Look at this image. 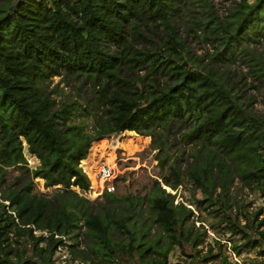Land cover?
Wrapping results in <instances>:
<instances>
[{
    "label": "trees",
    "instance_id": "trees-1",
    "mask_svg": "<svg viewBox=\"0 0 264 264\" xmlns=\"http://www.w3.org/2000/svg\"><path fill=\"white\" fill-rule=\"evenodd\" d=\"M185 3L1 0L0 264H56L65 248L69 264H171L176 247L191 260L173 264H200L207 230L196 225L194 205L208 209L214 230L242 240L234 252L257 249L262 259L250 264H264L262 243L251 239L262 235L261 221L230 190L238 178L264 197V113L230 68L240 58L252 87L264 86V57L249 47L264 40V0H240L225 20L211 8L196 17ZM185 15L211 53L195 54L181 36ZM150 32L161 41L155 50L142 41L152 42ZM57 76L77 91L50 89ZM126 131L152 136L164 152L161 180L145 193L87 198L82 160L96 140ZM172 142L190 149L185 170ZM25 145L39 159L34 169ZM36 178L51 194L37 190ZM180 185L200 189L202 199L175 202L166 187Z\"/></svg>",
    "mask_w": 264,
    "mask_h": 264
},
{
    "label": "rangeland",
    "instance_id": "rangeland-1",
    "mask_svg": "<svg viewBox=\"0 0 264 264\" xmlns=\"http://www.w3.org/2000/svg\"><path fill=\"white\" fill-rule=\"evenodd\" d=\"M252 1L253 0H249V2ZM238 2H240V0H186L185 9L186 11L188 9L190 12L194 10L195 12L192 14L201 18L205 9L211 8L220 19L225 20L229 11L235 8ZM181 13L184 14V11ZM184 18V21L182 18H177V21L181 23L180 33L182 37L186 38L187 43L190 45L194 53L199 56H202L207 52L211 53L213 51L212 44L209 42H203L198 37V34L195 33L194 28L189 29V26H187V15H185ZM161 31H163V29H161ZM147 34L152 42H149L148 40L142 41L146 42L147 46L152 50H155L156 46L158 47L160 45L161 41L158 39L156 33L152 34V32H150L151 35L149 33ZM249 47L253 50L255 49L259 55L264 57V40H260L259 43H251L249 44ZM230 68L231 71H234L236 74L234 77L238 81L236 85L243 88L246 95H252L254 110L264 113V86L258 88L252 87V78L247 74L248 67L240 58H238L235 63H232ZM140 72L141 74L145 73L144 70H141ZM241 77H243V79H241ZM238 78L240 80H238ZM74 84L75 81L74 83H69L67 85L65 81L61 80L60 76H57L51 82L50 89H56V86L58 85L57 93H59V89L61 88H64L66 92L74 91L75 93L77 90L75 89ZM57 93H55L54 96L56 97V100L59 101L61 96ZM173 137L174 134L171 135L167 143H171ZM151 143L152 136L140 135L135 131L114 133L110 136L96 140L92 145L89 156L81 162L82 168L88 174L92 184L90 190L85 193V196L91 200H104V192L100 194L101 183L97 177L99 168L103 163H109L115 168V178L112 181V184L114 185L113 191H116L119 194H125L128 191H140L141 193L147 192L152 183L156 180H161L157 156L164 153L161 152L160 149L152 146ZM172 143L173 144L170 148L173 156L178 152H183L179 164L181 170H185L188 163L191 161V158L189 157L190 149L187 146H181L179 149H176L177 143ZM24 152L28 166L31 169L36 168L39 165V159L29 153L26 145L24 147ZM35 181L39 192L51 194L52 188L44 186V179L36 178ZM166 188L172 194H177L175 202H178L181 199L186 200L187 198H192L193 195L197 199H202L201 190L194 189L192 185H180L178 189L170 187ZM230 190L233 196L243 197L245 202H247L245 208L249 212L257 213V220L255 223L261 221L258 230L262 235H251V239L259 240L264 248V197L259 193L252 192V190L247 186H244L238 178L233 180ZM203 207L204 205H202L201 208H196L195 205L193 206L196 214V225L202 231L204 228L207 230L205 241L199 245V248L201 249L200 256L208 255V258L207 260L200 262V264H222L220 259L222 255L226 256L230 261L237 262L238 264H250L255 259H262V256L258 255L257 249L242 248L239 253L234 252L231 248V244H240L242 240L238 237H230V233L228 232L223 233L214 230L209 223L210 221L214 222V220L208 213V209H204ZM233 209L234 211L237 210L235 206ZM200 214L203 217H207V221H203V218H199ZM239 220L241 224L245 223V218L242 215H239ZM153 231L155 232V228H153ZM69 243V241H66L67 247ZM67 256H69V254L66 251V248L57 252L56 264H69V262L66 261ZM190 260L191 258L188 255L183 254L178 247H176L169 256V263L171 264L178 261L189 262ZM75 264L84 263L76 261Z\"/></svg>",
    "mask_w": 264,
    "mask_h": 264
},
{
    "label": "built area",
    "instance_id": "built-area-1",
    "mask_svg": "<svg viewBox=\"0 0 264 264\" xmlns=\"http://www.w3.org/2000/svg\"><path fill=\"white\" fill-rule=\"evenodd\" d=\"M97 177L101 183L100 194H102L105 191L112 192L114 190V185L112 184V181L115 178V168L113 165L109 163H103L99 168Z\"/></svg>",
    "mask_w": 264,
    "mask_h": 264
}]
</instances>
